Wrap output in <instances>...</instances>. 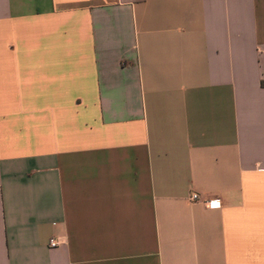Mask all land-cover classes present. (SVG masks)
Here are the masks:
<instances>
[{"label":"crops","instance_id":"1","mask_svg":"<svg viewBox=\"0 0 264 264\" xmlns=\"http://www.w3.org/2000/svg\"><path fill=\"white\" fill-rule=\"evenodd\" d=\"M0 264H264V0H0Z\"/></svg>","mask_w":264,"mask_h":264},{"label":"built area","instance_id":"2","mask_svg":"<svg viewBox=\"0 0 264 264\" xmlns=\"http://www.w3.org/2000/svg\"><path fill=\"white\" fill-rule=\"evenodd\" d=\"M192 201H198L200 198L198 195H193L192 196ZM210 207L213 206L214 202H209L208 203ZM65 244V241L64 239H61V238H58V239H54L52 238L49 242V247L51 249H55V248H59L60 246L64 245Z\"/></svg>","mask_w":264,"mask_h":264}]
</instances>
